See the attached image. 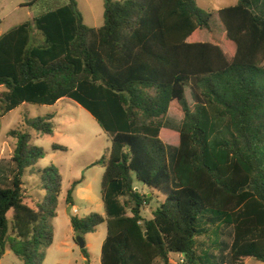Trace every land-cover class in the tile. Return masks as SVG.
<instances>
[{"label": "trees", "instance_id": "obj_1", "mask_svg": "<svg viewBox=\"0 0 264 264\" xmlns=\"http://www.w3.org/2000/svg\"><path fill=\"white\" fill-rule=\"evenodd\" d=\"M0 87L5 112L68 98L107 135L97 162L105 216L70 219L80 237L105 224L101 264H170L171 254L185 264L264 263V17L250 0L217 11L196 0H105L97 28L68 0L0 35ZM174 107L177 131L164 125ZM24 124L53 135L50 117ZM8 137L15 143L0 162V260L8 248L21 264H43L62 178L54 166L38 170L46 195L26 196L24 176L45 153L28 130ZM155 194L162 201L144 219Z\"/></svg>", "mask_w": 264, "mask_h": 264}, {"label": "rangeland", "instance_id": "obj_2", "mask_svg": "<svg viewBox=\"0 0 264 264\" xmlns=\"http://www.w3.org/2000/svg\"><path fill=\"white\" fill-rule=\"evenodd\" d=\"M75 2L86 26L97 28L103 24L105 0H75ZM196 3L201 9L217 11L235 5L237 0H196ZM66 4L68 0H0V35ZM250 9L256 15L264 17V0H250ZM215 22L219 23L217 17ZM32 35L36 39H41L35 28ZM5 92L6 90L0 87V146L5 143L6 161L8 162L15 143L8 137L11 130H28L32 135V145L42 148L45 153L44 158L30 167L24 176L26 196L40 201L46 195L39 181L38 170L54 166L62 178L57 216L51 221L54 241L52 246L46 249L43 264H101V245L106 235L105 224L98 226L95 233L82 237L88 253V258H85L75 241L77 236L71 229L70 219L72 217L81 219L90 213L105 216L101 194L104 170L97 162L106 156L110 146L107 135L85 109L68 98L61 99L53 106L22 104L12 111L5 112ZM185 97L189 107H193L194 102L188 87L185 89ZM37 117H50L54 126L53 135L41 136L24 124L26 120ZM181 121L182 115L178 107H174L166 115L164 125L177 131ZM175 142L176 138L165 140L166 144ZM53 145L61 146L65 151L53 150ZM74 181H80V184L73 190V205H69L66 203V196ZM157 197L162 199L160 195ZM155 201L144 207L142 211L144 219H150L152 210L160 204L159 201ZM74 208L77 209V214H74ZM206 249H210L209 242ZM170 259L171 264H178L181 257L178 254H171ZM0 264H21V262L10 252L2 258Z\"/></svg>", "mask_w": 264, "mask_h": 264}, {"label": "crops", "instance_id": "obj_3", "mask_svg": "<svg viewBox=\"0 0 264 264\" xmlns=\"http://www.w3.org/2000/svg\"><path fill=\"white\" fill-rule=\"evenodd\" d=\"M11 139V138H10ZM5 143H3L1 146H0V162H2L3 164H5L7 161H6V158H5V155H6V153H7V151H5L6 149H5ZM9 159H10V157H9ZM149 196H150V194H149ZM154 200H156V201H159V202H161L162 201V199H160L159 197H157V195H154V197H153V200L152 201H150L149 202V204L150 203H152V202H154ZM155 201V202H156ZM148 204V205H149ZM156 209V208H155ZM155 209H153L152 210V212L155 210ZM151 215H152V213H151ZM151 219V218H150ZM54 241V240H53ZM53 244V243H52ZM52 246V245H51ZM50 246V247H51ZM48 249V248H47ZM11 251L7 248L6 249V251H5V254H4V256L5 255H7V254H9ZM46 255V254H45ZM3 256V257H4ZM178 256H180V255H178ZM2 260V259H1ZM1 260H0V263H1ZM43 263H45V260H44V262ZM172 263V260L170 259V264ZM245 264H264V263H262V262H259V261H257L256 259H253V258H251V259H249Z\"/></svg>", "mask_w": 264, "mask_h": 264}, {"label": "water", "instance_id": "obj_4", "mask_svg": "<svg viewBox=\"0 0 264 264\" xmlns=\"http://www.w3.org/2000/svg\"><path fill=\"white\" fill-rule=\"evenodd\" d=\"M144 235H146V233H144ZM75 241L81 250L85 248L86 244L82 237L77 236Z\"/></svg>", "mask_w": 264, "mask_h": 264}, {"label": "built area", "instance_id": "obj_5", "mask_svg": "<svg viewBox=\"0 0 264 264\" xmlns=\"http://www.w3.org/2000/svg\"><path fill=\"white\" fill-rule=\"evenodd\" d=\"M73 212L74 214H77V209L74 208L73 209ZM181 259L179 260V263L178 264H185V259H184V256L183 255H180Z\"/></svg>", "mask_w": 264, "mask_h": 264}]
</instances>
